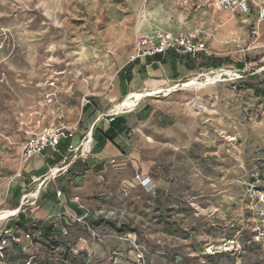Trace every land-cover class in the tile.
<instances>
[{
    "label": "rangeland",
    "instance_id": "rangeland-1",
    "mask_svg": "<svg viewBox=\"0 0 264 264\" xmlns=\"http://www.w3.org/2000/svg\"><path fill=\"white\" fill-rule=\"evenodd\" d=\"M240 1L248 13L218 0H0V178L26 176L21 150L44 129L94 131L91 153L45 183L61 213L31 219L26 249L0 264H264V0ZM167 34L213 56H139ZM158 59L197 71L142 100L134 65ZM115 111L118 155L97 157Z\"/></svg>",
    "mask_w": 264,
    "mask_h": 264
},
{
    "label": "crops",
    "instance_id": "crops-1",
    "mask_svg": "<svg viewBox=\"0 0 264 264\" xmlns=\"http://www.w3.org/2000/svg\"><path fill=\"white\" fill-rule=\"evenodd\" d=\"M217 27L218 26L216 25V28ZM242 35L244 34L242 33ZM215 38L216 36H214V39ZM212 47L214 51H218V50H223L225 45H223L222 48H218L215 46ZM134 66L135 69L133 71L138 76V79H135L134 86L139 85V82L142 81L141 80L142 76H147L146 79H144L147 89L144 92H140L142 95V100L145 99L143 98V95L156 94L165 90L163 86H165V84L171 78L174 77L184 78L194 74L197 71V67L195 64H191L188 66L186 65L185 61L180 62L177 59L169 62H162V60L160 59L149 62L140 61ZM130 90L131 89L125 91L123 93V96L124 97L127 96ZM121 112H124V110L121 109L119 113ZM117 118H119V116ZM107 124L111 126V123L107 122ZM71 127H78V125H74ZM108 129L102 131L103 136H99L96 138L94 144V148H95L94 150L97 151L96 153L97 157L105 158V157L118 155L117 153L119 152V150L114 147L113 142H115V140L120 135H117L115 140L112 142L107 138L106 135ZM77 130L73 138L62 140L59 146V153H54L52 150H47L44 156L34 157L29 162L28 166L24 171L25 175L26 176L28 175L27 177L25 176L23 179H18L17 181L14 182H8L0 178V215L18 208L20 209L18 215L17 214L9 215L5 219H0V237L6 231H8L12 235L18 234L20 236H24L23 234H25V227L31 224L30 222L29 224L24 225L26 220H31V219L44 220L50 217H54V215H58L61 213V208H59V206L57 205L58 202L56 196L57 193L51 192L50 194H47L48 191H46L49 187V184H51V182H48L46 186L44 184V186L40 188L39 197H38L39 199L36 202V205L40 203L39 207H36L35 209L25 210L24 205L21 203V198L24 192L27 191V188L29 190H36V188H38V183L32 181L33 178L41 177L44 174H50L51 171L55 170L56 168H59L60 165L66 162L65 159L68 156L69 146L80 144L88 133L87 132L85 136L82 135L77 136L76 135ZM90 131H93V128ZM82 158H84L85 161H87L85 157ZM43 191L46 192L45 194L42 195Z\"/></svg>",
    "mask_w": 264,
    "mask_h": 264
},
{
    "label": "built area",
    "instance_id": "built-area-1",
    "mask_svg": "<svg viewBox=\"0 0 264 264\" xmlns=\"http://www.w3.org/2000/svg\"><path fill=\"white\" fill-rule=\"evenodd\" d=\"M219 6L221 8L230 7L232 9H237L241 12L248 13L249 7L245 1L240 0H218ZM262 19H264V12L262 13ZM149 39H144L140 43V55L142 57H150L155 55H164L170 51H174L181 55H189L191 57H198L199 55L203 54L206 57H212L213 54L207 47V45L200 41L195 35L191 34H182L180 36H172V35H164L162 36L157 43L152 44ZM151 43V44H150ZM228 72L221 68L218 73L212 72L211 74L214 76L212 81L214 83L221 81L223 77H225ZM233 73V72H231ZM236 78L240 77V74H233ZM189 83H186V85ZM184 88L186 86H183ZM166 90H163L161 94H163ZM166 92H169L168 90ZM160 94V93H159ZM129 97V96H128ZM132 101L138 105L141 101H137L135 98H131ZM89 101H87L88 103ZM119 116L118 111L112 112L109 115H106L108 123H112L115 119ZM77 127L66 126L64 124L51 126L44 129L40 134L31 136L26 143L24 144L21 150V158L23 161L22 171H25L26 167L28 166L29 162L36 156H44L47 150H52L54 153H59V146L62 140L71 139L73 138ZM93 142V131H90L83 141L77 145H70L68 148V159L70 160V164L67 165L66 169L72 164L74 160L79 157V153L82 155H87L91 153V145ZM67 159V160H68ZM65 163V162H64ZM63 168H56L55 170L51 171L49 175H45L39 178H33L32 181L38 183V188L33 193H26L23 194L21 198V203L29 206L36 205V202L39 197V191L42 186L51 178L56 179V177L61 173L60 171ZM65 169V168H64ZM21 175V174H20ZM43 179V180H42ZM140 182H144L145 179L141 178L140 176L137 177ZM36 192V193H35ZM58 195L61 196V192H58ZM20 210V209H18ZM19 213V212H18ZM26 238L29 239L30 235L27 234ZM0 242V255H2V251L4 250L5 245L9 239L13 241H19L16 235L10 234L6 231L1 236Z\"/></svg>",
    "mask_w": 264,
    "mask_h": 264
},
{
    "label": "trees",
    "instance_id": "trees-1",
    "mask_svg": "<svg viewBox=\"0 0 264 264\" xmlns=\"http://www.w3.org/2000/svg\"><path fill=\"white\" fill-rule=\"evenodd\" d=\"M213 59V58H212ZM221 62H222V60L221 59H219ZM241 68H243V66H240ZM89 109V104H87L85 107H84V111H87ZM123 118H121V117H119V118H116L115 119V121H113L112 123H111V126H110V128L107 130V132H106V135H107V138L110 140V141H114L115 140V138H116V136L118 135V133L123 129L122 128V124H123ZM76 164V163H75ZM74 164V165H75ZM73 165V166H74ZM72 166V167H73ZM31 222V220H26L25 221V223H24V225H27V224H29ZM13 235H16L17 236V238L19 239V241H13L12 239H9L8 241H7V244L5 245V247H4V250L2 251V255L0 256V257H4L5 255H7V253L9 252V249H11L12 251H14V250H19L20 252L22 251H24V249H26L25 248V246H24V244H23V240L25 239L24 238V236H20V235H18V234H13ZM1 238V237H0ZM20 239H21V241H20ZM1 241V240H0ZM2 257V258H3Z\"/></svg>",
    "mask_w": 264,
    "mask_h": 264
},
{
    "label": "bare ground",
    "instance_id": "bare-ground-1",
    "mask_svg": "<svg viewBox=\"0 0 264 264\" xmlns=\"http://www.w3.org/2000/svg\"><path fill=\"white\" fill-rule=\"evenodd\" d=\"M224 10H231V11H233L234 12V9H232V8H230V7H227V8H225ZM228 12V11H227ZM235 13V12H234ZM228 14V13H227ZM224 16V15H223ZM221 17V16H220ZM224 19V18H223ZM261 20L262 21H264V19H262L261 18ZM201 109L200 110H204L205 109V111H207L208 109H207V107H206V104H202V106L200 107ZM83 245V244H82Z\"/></svg>",
    "mask_w": 264,
    "mask_h": 264
}]
</instances>
